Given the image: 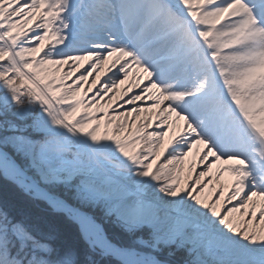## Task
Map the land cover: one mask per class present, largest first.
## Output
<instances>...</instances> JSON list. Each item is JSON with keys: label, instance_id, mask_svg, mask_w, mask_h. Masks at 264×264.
<instances>
[{"label": "snow or ice", "instance_id": "1", "mask_svg": "<svg viewBox=\"0 0 264 264\" xmlns=\"http://www.w3.org/2000/svg\"><path fill=\"white\" fill-rule=\"evenodd\" d=\"M0 176V264H264V0H0Z\"/></svg>", "mask_w": 264, "mask_h": 264}, {"label": "trees", "instance_id": "2", "mask_svg": "<svg viewBox=\"0 0 264 264\" xmlns=\"http://www.w3.org/2000/svg\"><path fill=\"white\" fill-rule=\"evenodd\" d=\"M0 199H7L21 207L27 208L34 214H39L46 221H50L57 230L70 241H79L78 227L64 217L52 218L45 215L43 206L27 202L21 193L7 180L0 176ZM110 227V226H109ZM111 230V229H110Z\"/></svg>", "mask_w": 264, "mask_h": 264}, {"label": "rangeland", "instance_id": "3", "mask_svg": "<svg viewBox=\"0 0 264 264\" xmlns=\"http://www.w3.org/2000/svg\"><path fill=\"white\" fill-rule=\"evenodd\" d=\"M102 75V78H103V73L101 74ZM92 78L90 77V80H91ZM82 111V110H81ZM229 178H228V176H227V174H226V176H225V180L227 181Z\"/></svg>", "mask_w": 264, "mask_h": 264}]
</instances>
